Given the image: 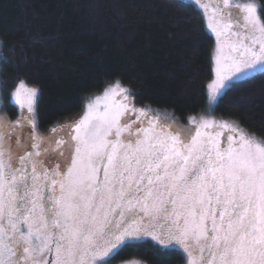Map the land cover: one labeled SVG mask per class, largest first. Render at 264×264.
<instances>
[{
  "label": "snow or ice",
  "instance_id": "1",
  "mask_svg": "<svg viewBox=\"0 0 264 264\" xmlns=\"http://www.w3.org/2000/svg\"><path fill=\"white\" fill-rule=\"evenodd\" d=\"M195 3L217 37L211 103L264 74V19L253 2ZM129 95L117 81L103 111L97 97L41 137L37 89L18 82L21 117H0V264H111L140 241L179 246L187 264H264V139L225 121L160 122Z\"/></svg>",
  "mask_w": 264,
  "mask_h": 264
},
{
  "label": "trees",
  "instance_id": "2",
  "mask_svg": "<svg viewBox=\"0 0 264 264\" xmlns=\"http://www.w3.org/2000/svg\"><path fill=\"white\" fill-rule=\"evenodd\" d=\"M254 1L264 19V0ZM0 39V92L6 108L17 116L9 100L20 80L36 88L33 121L44 131L61 128L47 137L63 135L67 127L61 126L83 116L89 98L117 81L150 118L161 110L185 122L207 106L215 40L190 2L0 0ZM262 101L264 74L256 73L220 97L215 114L237 120L247 133L264 139ZM153 245L134 242L116 259L185 264L181 251Z\"/></svg>",
  "mask_w": 264,
  "mask_h": 264
},
{
  "label": "rangeland",
  "instance_id": "3",
  "mask_svg": "<svg viewBox=\"0 0 264 264\" xmlns=\"http://www.w3.org/2000/svg\"><path fill=\"white\" fill-rule=\"evenodd\" d=\"M182 1H186V2H190L192 3L194 6H197V4L195 3V0H182ZM218 1V0H217ZM216 0H204L205 3H209V4H214V3H217ZM246 2H255L254 0H230V4H232L233 6L236 5V4H243V3H246ZM198 7V6H197ZM199 10L201 11L203 17L205 18V25H206V28L207 30L209 31V33L211 34V36L214 38L215 40V48H217V37L215 35L214 32L211 31V29H209L207 27V23H208V15L207 13H205L200 7H198ZM234 10V9H233ZM209 11H211V8H209ZM1 39H0V55H1ZM214 55H215V51H214V54L212 56V72H213V79L215 78V74H214V68H215V63H214ZM115 85V84H114ZM114 85H111V86H114ZM109 89V88H108ZM106 89L105 91H103L102 93H100V95H97V96H94V97H91L89 98V100L86 102V105H85V112L84 114L86 113L87 111V106L89 104H95L96 102V99L97 97H100L101 100H100V103L98 105L99 109L101 111L104 110V107H105V104L108 103L109 101H105L103 100V96H104V93L108 90ZM130 98V97H129ZM220 97L217 98V101ZM117 100H120L121 97L120 96H117L116 97ZM131 99V98H130ZM217 101L215 102H209V98L207 100V103H206V108L200 112V114L198 115H195V116H190V118H188L185 122H182L180 119H177L176 117H173L171 116L168 112L166 113L165 111H161V110H156V112H152L151 113V116L152 117H156L158 121L160 122H168V123H174L176 125H179L181 128H190V127H193V125L191 124V118L192 117H196L197 119H211V120H215L217 122H220V121H225V122H229V123H234L236 125H238L239 129L243 130L244 132L247 133L246 130H244V128L239 124V122L237 120H232V119H226V118H221L219 116H217L215 114V109H216V103ZM9 102L12 104V100L10 99ZM14 104V103H13ZM15 105V104H14ZM36 105V104H35ZM16 106V113H17V116L12 118L11 117V114H9V111L7 110L6 108V103H5V100H4V97H3V94L2 92H0V117H4L8 120H10L11 122H16L20 117H21V113H20V110H19V107L18 105H15ZM36 107V106H34ZM136 109H139L137 106H134ZM141 109V108H140ZM27 110L25 109L24 110V114ZM259 111L260 112H264V101L260 102V105H259ZM35 113V111H34ZM83 116H80L79 119H81ZM129 117L132 118V115H127L126 119H128ZM79 119H76V120H71L69 121L68 123L66 124H63L61 127H67L68 125H70L72 122L74 121H78ZM35 123V133L38 134L39 136L41 137H47L49 135H51L53 132H52V129H56L57 131L61 128H59V126H54V127H51L47 130H41L40 127H39V124L34 121ZM33 131L31 125H28V126H24V129H23V132H22V136L23 137H26L28 135L29 132ZM225 136L229 133V130L228 129H225ZM249 134V133H248ZM252 135V134H250ZM253 136V135H252ZM255 137V136H254ZM257 139H260L259 137H256ZM222 142H223V137H222ZM147 240L150 241V238H146ZM151 242V241H150ZM138 243V242H136ZM155 243V242H153ZM173 249H176V250H179L183 253V255L185 256V264H187V261H188V257L186 255V253L183 251L182 248H180L179 246H170L168 249H164V250H173ZM162 250V249H161ZM49 259V258H48ZM111 264H147L146 262H143L142 260H137V259H133V260H130V261H124V262H118L116 257L115 259H113L111 261Z\"/></svg>",
  "mask_w": 264,
  "mask_h": 264
}]
</instances>
